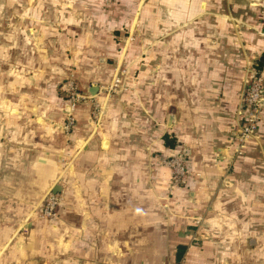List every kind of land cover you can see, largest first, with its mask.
Masks as SVG:
<instances>
[{"label": "crops", "instance_id": "crops-1", "mask_svg": "<svg viewBox=\"0 0 264 264\" xmlns=\"http://www.w3.org/2000/svg\"><path fill=\"white\" fill-rule=\"evenodd\" d=\"M15 4L0 0V264H264V109L233 156L264 0ZM117 69L124 89L103 91ZM68 81L103 112L77 104L70 134ZM175 154L182 187L160 164Z\"/></svg>", "mask_w": 264, "mask_h": 264}, {"label": "built area", "instance_id": "built-area-1", "mask_svg": "<svg viewBox=\"0 0 264 264\" xmlns=\"http://www.w3.org/2000/svg\"><path fill=\"white\" fill-rule=\"evenodd\" d=\"M124 70L116 71L115 76L110 85L102 87L103 91L110 93H117L124 89ZM63 92L70 111L67 114L63 129L67 134H70L74 126V118L72 112L75 106L82 102H90L91 104V118L95 124H98L102 116V108L99 103L89 95V93H82L72 81H68L64 87ZM242 123L237 132L236 141L234 144L233 156L242 155V148L244 144L251 139L257 128L261 113L264 109V76L263 72L256 68H251L249 72V79L245 89L242 92L240 99ZM160 164L167 167L171 173V185L173 187L185 186L188 180V170L184 157L180 154L172 155L166 159L160 160ZM62 198L59 194L48 192L43 199L42 206L39 213V218L46 221H54L58 218V209ZM199 220L196 224H199Z\"/></svg>", "mask_w": 264, "mask_h": 264}, {"label": "rangeland", "instance_id": "rangeland-1", "mask_svg": "<svg viewBox=\"0 0 264 264\" xmlns=\"http://www.w3.org/2000/svg\"><path fill=\"white\" fill-rule=\"evenodd\" d=\"M15 1L18 4V5L15 4V6H14V13H15V15L18 14V13H21V12H25V0H15ZM13 26H14V29H15L14 30V34L16 33V31L20 30V28L24 30V34H25V23H23V24L20 25V23L15 22V25L13 24ZM23 41H25V37H24V40ZM21 45H24V44H22L21 41L18 42L17 39H16V37H15L14 38V47H15V49H17L18 46L21 47ZM16 56H18V54H14V57H16ZM24 56H25V54H24ZM35 217L38 220H40V221L50 222V221H46V220L40 219L39 218V214L36 215Z\"/></svg>", "mask_w": 264, "mask_h": 264}]
</instances>
